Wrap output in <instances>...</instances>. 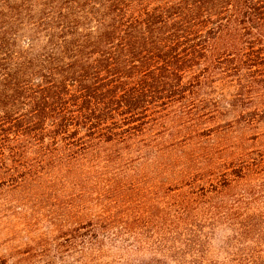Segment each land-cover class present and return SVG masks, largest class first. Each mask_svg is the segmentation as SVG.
I'll list each match as a JSON object with an SVG mask.
<instances>
[{
  "label": "trees",
  "instance_id": "trees-1",
  "mask_svg": "<svg viewBox=\"0 0 264 264\" xmlns=\"http://www.w3.org/2000/svg\"><path fill=\"white\" fill-rule=\"evenodd\" d=\"M262 139L264 0H0V264H264Z\"/></svg>",
  "mask_w": 264,
  "mask_h": 264
},
{
  "label": "rangeland",
  "instance_id": "rangeland-1",
  "mask_svg": "<svg viewBox=\"0 0 264 264\" xmlns=\"http://www.w3.org/2000/svg\"><path fill=\"white\" fill-rule=\"evenodd\" d=\"M261 143H262V145H264V140L263 139H262ZM39 224L36 225L35 227H30V229L34 230V231H32L30 233L31 236H33V237H39V235H41L43 233V235H48V236H51V237L54 238V236H56L58 234V232H56V231L51 232L49 230H46V227H45L46 225L45 224L44 225H42V224L39 225ZM20 234H25L24 230L21 231ZM47 238H50V237H47ZM37 239H38V243H42L41 240H39V238H37ZM56 241H57V239H55V240H49V243H51V250L49 251L51 257H52L51 254H53L52 248H53V245H54V243ZM1 248H4V245L1 244ZM39 257H43V256H39L38 255V256H35L34 257V263L35 264H38V259H40Z\"/></svg>",
  "mask_w": 264,
  "mask_h": 264
}]
</instances>
